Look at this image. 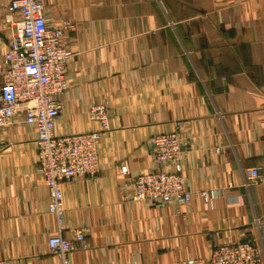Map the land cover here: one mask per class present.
I'll list each match as a JSON object with an SVG mask.
<instances>
[{
	"label": "crops",
	"instance_id": "0c3cea01",
	"mask_svg": "<svg viewBox=\"0 0 264 264\" xmlns=\"http://www.w3.org/2000/svg\"><path fill=\"white\" fill-rule=\"evenodd\" d=\"M0 0V84L10 43ZM73 22L68 90L56 134L100 128L101 170L63 184V234L86 231L72 264H175L211 257L215 244L260 240L264 253V0H46ZM179 132L188 204L131 200L132 175L158 168L150 140ZM36 131H0V260L60 264L59 233L37 170ZM261 180L248 183V170ZM123 168H127V174ZM165 170L173 171L172 166Z\"/></svg>",
	"mask_w": 264,
	"mask_h": 264
},
{
	"label": "built area",
	"instance_id": "2783aa9c",
	"mask_svg": "<svg viewBox=\"0 0 264 264\" xmlns=\"http://www.w3.org/2000/svg\"><path fill=\"white\" fill-rule=\"evenodd\" d=\"M46 0H10L5 5V26L10 43L2 60L0 84V131L21 123L36 131L37 170L43 176L49 197V212L57 219L59 233L48 239L50 252L72 264L71 254L86 245V231L75 239L64 236L65 207L63 184L84 177H96L100 170L98 144L109 129L111 113L107 104H94L88 114L100 128L87 132L57 135V120L63 112L61 96L69 88L68 61L73 55L72 21L47 14ZM158 168L132 175L131 200L165 207L188 204L194 192L188 189L183 169V149L179 132H164L150 140ZM172 166L173 171L165 170ZM127 172V168H123ZM248 183L261 180L259 168L248 170ZM0 264H8L0 260ZM175 264H264L258 238L215 244L211 257L188 258Z\"/></svg>",
	"mask_w": 264,
	"mask_h": 264
}]
</instances>
